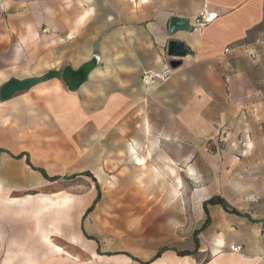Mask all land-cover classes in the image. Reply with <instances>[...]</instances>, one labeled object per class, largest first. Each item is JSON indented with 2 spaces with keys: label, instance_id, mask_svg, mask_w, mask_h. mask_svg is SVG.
<instances>
[{
  "label": "rangeland",
  "instance_id": "rangeland-1",
  "mask_svg": "<svg viewBox=\"0 0 264 264\" xmlns=\"http://www.w3.org/2000/svg\"><path fill=\"white\" fill-rule=\"evenodd\" d=\"M68 47L79 57V46ZM83 62L72 55L60 68ZM6 72L0 88L15 77ZM35 72L51 70L40 66ZM59 79L0 101V148L6 150L0 154V264H32L30 255L35 264H81L50 251L41 233L51 230L52 244L93 264H142L160 250V257H186L180 254L193 252L194 231L207 219L204 199L215 194L247 216L232 217L234 226L222 218L211 233H198V247L208 245L216 254L225 239L238 240L241 252L246 243L264 245L258 235L264 222V118L257 115L264 110L251 107L262 96L242 93L239 85L235 99L245 105L223 110L226 123L183 125L168 109L127 107L124 94L109 92L102 80L74 91ZM259 80L263 85V76ZM219 112L213 109V115ZM22 152L34 166L61 177L45 178L25 157H15ZM137 156L145 163L136 164ZM88 170L96 181L81 174ZM63 202L67 220L61 218ZM70 224L92 241L94 252L110 257L94 258L74 246Z\"/></svg>",
  "mask_w": 264,
  "mask_h": 264
},
{
  "label": "crops",
  "instance_id": "crops-1",
  "mask_svg": "<svg viewBox=\"0 0 264 264\" xmlns=\"http://www.w3.org/2000/svg\"><path fill=\"white\" fill-rule=\"evenodd\" d=\"M205 7L218 13L211 24L198 31L170 32L172 17L185 18L192 23ZM172 39L182 41L187 49L186 55L181 57L182 64L173 68L168 79L146 86L143 73L158 71L172 59L168 55V43ZM258 39L260 42L256 43ZM230 45H255V55H249L244 47L225 52ZM68 46H79V57L74 58L73 53V60L86 62L92 56L99 58L88 81L77 90L95 88L96 82L102 80L109 92L124 94V103L127 102L129 108L138 103L140 107L168 109L177 114L173 118L175 122L183 125L222 123L223 120L226 123L228 114L223 110L245 105L235 99L240 85L242 93L263 97L251 107L264 110V84L259 80L260 75L264 78V0L0 1L1 79L7 77L6 70L21 79L39 75L35 71L40 66L59 72L62 62L72 61ZM29 56H33V61L23 66ZM35 58L41 63L36 64ZM82 64L67 63L63 68L71 65L76 69ZM62 70L59 76L47 81H60ZM229 93L233 97L231 102ZM213 109H219V114L213 115ZM257 115L264 118V111H258ZM128 151L136 153L131 145ZM144 163L142 158L136 157V164ZM64 203H61V218L67 220L69 206ZM209 211L211 223L201 233H211L222 218L229 221L227 225L234 226L232 217H246L220 204L209 205ZM241 223L247 225L249 221ZM69 227L70 240L78 249L90 252L94 258L110 257L94 252L92 241L76 232L73 224ZM51 231L41 233L50 251L65 254L64 258L72 262L93 264L90 260L82 261L62 246L64 251L55 250V245L46 240L51 237ZM258 235L261 242L264 222ZM231 244L240 245L236 239H225L223 246H219L223 248L220 252L213 254L208 245H201L197 254L195 244L193 252L189 251L191 254L186 257L165 253L149 264H197V255L201 256L202 264H255L253 261L264 254L263 243L256 247L246 243L240 253L231 251ZM35 258L30 255L29 263L35 264Z\"/></svg>",
  "mask_w": 264,
  "mask_h": 264
},
{
  "label": "water",
  "instance_id": "water-1",
  "mask_svg": "<svg viewBox=\"0 0 264 264\" xmlns=\"http://www.w3.org/2000/svg\"><path fill=\"white\" fill-rule=\"evenodd\" d=\"M179 30L192 31L191 23L188 19L174 16L170 21V32L173 34ZM186 52L187 49L182 41L175 39L170 40L168 43V55L172 57V59L169 61V65L173 68L180 66L182 64L181 57L186 55ZM98 59L99 58L95 56L76 69L71 65H66L61 75L65 84L71 90L79 89L88 81L98 64ZM50 78L51 75L49 73L29 76L22 79L17 77L10 78L0 89V100H8L12 98L15 93L29 89Z\"/></svg>",
  "mask_w": 264,
  "mask_h": 264
},
{
  "label": "built area",
  "instance_id": "built-area-1",
  "mask_svg": "<svg viewBox=\"0 0 264 264\" xmlns=\"http://www.w3.org/2000/svg\"><path fill=\"white\" fill-rule=\"evenodd\" d=\"M2 1V0H0ZM218 16V13L209 9L208 7L203 8L199 14L195 17L193 22L191 23V28L193 31H198L201 28L211 24ZM260 42L258 39L256 43ZM244 47L246 52L254 56L255 55V45H230L225 49V52H229L232 50H235L237 48ZM173 67H171L169 64H167L165 67L161 68L158 71H145L143 73V83L146 86H152L155 84L158 80H166L173 74ZM230 249L234 252H241V246L236 244H231ZM260 261L264 259V255L260 256Z\"/></svg>",
  "mask_w": 264,
  "mask_h": 264
},
{
  "label": "trees",
  "instance_id": "trees-1",
  "mask_svg": "<svg viewBox=\"0 0 264 264\" xmlns=\"http://www.w3.org/2000/svg\"><path fill=\"white\" fill-rule=\"evenodd\" d=\"M50 75L51 77H55V76H59V72L57 71H51L50 72ZM6 150L4 148H0V154L5 152ZM15 157L17 158H23L25 157L26 158V161L29 165H31L35 170L39 171L45 178L49 179V180H56L58 179L59 175H54V176H50L47 172V170L43 167H36L32 164L31 162V159H30V154L28 152H22L20 153L19 155H16ZM81 174L83 175H88L90 177H92L95 181H96V178L95 176L93 175V173L91 171H85V172H82ZM76 175H72V176H68V178H71V177H74ZM99 187V186H98ZM100 190L98 192V196L95 200L98 201L100 199ZM213 204H220L222 205L226 210H229L233 213H236L238 215H243V216H247V214L241 212L239 209H237L236 207H233L229 204V202L226 200V198H224L223 196H221L220 194H215V195H212L211 197H209L208 199H206L204 202H203V207H204V210L206 211L207 213V219L204 221L203 225L199 228V230H195L194 231V236H195V244H196V251L199 249L198 247V238H197V235L198 233H200L201 231H203L210 223H211V218H210V211H209V205H213ZM92 207L93 205L88 208L87 212H89L90 210H92ZM92 238V237H90ZM94 239V238H92ZM164 250H160L159 253L157 254L156 258L160 257L162 255ZM191 254V252H182L180 255L182 256H185V255H189ZM151 261H148V262H141L142 264H149Z\"/></svg>",
  "mask_w": 264,
  "mask_h": 264
},
{
  "label": "bare ground",
  "instance_id": "bare-ground-1",
  "mask_svg": "<svg viewBox=\"0 0 264 264\" xmlns=\"http://www.w3.org/2000/svg\"><path fill=\"white\" fill-rule=\"evenodd\" d=\"M93 57H95V56H92L91 57V59L93 58ZM97 57V56H96ZM90 59V60H91ZM39 227V226H38ZM42 229V228H41ZM40 231V230H39ZM46 240H47V242L49 243V244H52V240H51V238L50 237H46ZM53 246H54V244H52ZM54 248H55V250H59V251H62L63 249L60 247V246H54ZM173 258V257H172ZM175 259V258H174ZM261 259H260V256L258 257V259L256 260V262H255V264H259L261 261H260ZM236 264V263H235Z\"/></svg>",
  "mask_w": 264,
  "mask_h": 264
}]
</instances>
